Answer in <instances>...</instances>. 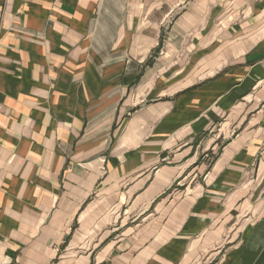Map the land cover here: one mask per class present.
<instances>
[{
  "label": "crops",
  "instance_id": "crops-1",
  "mask_svg": "<svg viewBox=\"0 0 264 264\" xmlns=\"http://www.w3.org/2000/svg\"><path fill=\"white\" fill-rule=\"evenodd\" d=\"M0 264H264V0H0Z\"/></svg>",
  "mask_w": 264,
  "mask_h": 264
}]
</instances>
